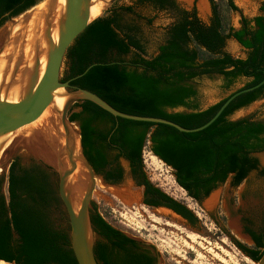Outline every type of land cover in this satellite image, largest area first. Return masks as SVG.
I'll return each mask as SVG.
<instances>
[{"label": "trees", "instance_id": "obj_1", "mask_svg": "<svg viewBox=\"0 0 264 264\" xmlns=\"http://www.w3.org/2000/svg\"><path fill=\"white\" fill-rule=\"evenodd\" d=\"M40 1L0 0V25L6 13L8 18L17 17ZM208 2L211 17L204 23L194 7L182 8L176 0H136V6L148 4L156 10L175 13L153 56H147L135 35L136 27L121 25L114 11L97 17L68 47L61 80L72 79L71 85L94 92L123 113L165 118L184 128L203 125L230 94L201 108L198 92L191 84L194 79L218 74L224 79V90L238 77L246 79L241 88L264 79V3L252 19L242 16L241 27L235 30L226 25L214 0ZM227 5L237 10L232 0H227ZM123 9L133 11L132 6ZM229 38L246 50L244 58L225 52ZM203 52L209 57H203ZM128 54V60L121 58ZM263 97L264 83L235 97L214 122L192 133L165 124L115 117L89 100L75 102L80 110L69 109L67 118L77 123L83 153L96 174L107 182L120 183L123 172L117 160L125 159L136 185L157 199L148 204H162L196 225L197 218L190 209L149 180L143 150L148 148L171 168L177 185L198 203L229 176L233 186H238L252 170L264 176V167H259L253 155L264 151V122L229 119L236 110ZM109 151L115 152L112 160ZM3 184L0 179V260L13 264H77L66 219L54 217L55 213L64 216L66 212L51 173L40 164L23 167L13 160L6 191ZM90 220L95 231L107 240L95 243L98 264H153L147 250L138 248L134 240L98 213H91ZM254 238L256 245L248 252L258 260L264 240ZM237 247L245 245L238 242Z\"/></svg>", "mask_w": 264, "mask_h": 264}, {"label": "rangeland", "instance_id": "obj_2", "mask_svg": "<svg viewBox=\"0 0 264 264\" xmlns=\"http://www.w3.org/2000/svg\"><path fill=\"white\" fill-rule=\"evenodd\" d=\"M135 1L136 0H115L112 4L106 7L104 13H100V16L112 10L118 15L121 25H134L136 27L135 35L143 44L147 56H153L157 52L159 43H161L164 38L165 29L174 21L175 13L169 10L159 11L148 4L136 6ZM176 1L180 7L188 10L194 6L198 18L202 22L208 23L210 17V4L208 0H206L207 9L205 12H200L198 10V0ZM232 1L237 7L236 11H233L228 7L227 0H214L218 11L226 22V25L233 27L235 30H238L241 27L242 16L248 20L252 19L260 13L259 8L264 3V0ZM40 3L41 2L37 3L36 6ZM128 6H132V12L128 13L123 9ZM26 13L27 12H24L17 17H7L0 25V62L4 65L5 61H8V66H10L9 64H12L10 61H16L19 70H23L27 66L24 61V48L21 45L22 48L18 54L20 58L9 59V51L7 48H9V42L11 40L10 36H12L9 23L14 22L15 19L21 16H25ZM21 46L16 45L18 49ZM224 50L233 57L244 58L246 56V50L233 38L226 40ZM201 55L203 57H209L205 52L201 53ZM130 56L131 54H128L121 56V58L128 60ZM0 67L2 68L1 64ZM63 68L64 64L62 65L61 73ZM245 82V78L238 77L229 89L224 90L223 77L218 74H211L198 77L194 79L191 84L198 92V104L201 108H205L241 88ZM69 109L71 111H79L80 107L73 103ZM70 110L67 112V117ZM242 118L264 122V97L245 108L236 110L229 116L230 120H238ZM69 125L71 128H74L79 135V127L77 123L71 122ZM98 125L99 127L104 126L103 123H98ZM20 132L19 135L14 137L11 149H6L4 153L5 159L1 165L2 168L0 169V179L4 181L3 191H6L8 169L13 160H16L18 164L23 167H28L33 163L39 164L41 161L31 154L24 146L22 141L25 137L24 131L21 130ZM144 152L150 153L148 148H145L142 153V159ZM114 155L115 152L109 151V157L111 160ZM253 155L257 158L259 167L263 168L264 151L254 153ZM117 164L123 172L121 185L114 186L105 183L100 174H96L95 178L100 180L101 184L105 187L120 189L127 187L129 192H137V200L124 203L117 195L110 192L107 188L95 184L90 198L89 214L96 212L107 223L122 231L129 237L142 244L154 246L156 254L160 259V264H222L214 258L212 259V255L215 252L228 260V257L220 252L222 249L230 255L235 256L237 264H247L242 260V258L245 257H243L240 249L235 247L233 241H230L225 235H221L219 225L215 223L209 213L202 209L196 201L191 199L186 192L177 185L171 168L162 163V165H164L162 166L163 169L168 172L167 176L172 180V183L168 184L167 181L161 179V176L157 175L158 173L153 176L151 170L143 163L144 170L149 180L155 186L159 187L166 194L181 202L192 211L197 218V224L194 229H188L182 222L173 215L168 214L166 211L162 212L157 211L156 209H149L147 206L141 204L142 188L135 185L131 176L129 164L123 158H119ZM53 178L54 177H52V180ZM212 194L213 195L211 196L215 197V201L217 198V201L211 210L216 207L219 203V199H221L222 206L226 212L227 221L222 220L224 219L222 213L217 215L216 212H214V217L220 224H226L227 229L231 231L230 236H232L235 241L249 245L245 239L234 235L228 223L232 219L237 220L239 223L240 217L246 215V217H249L253 224H255L264 216V176H261L257 170L251 171L247 178L238 187L231 184V176H229L224 183L213 190ZM54 217L56 220H59L62 217L67 219L66 214L63 216L59 213H55ZM186 233L195 234L197 236V241L195 243L190 242L185 236ZM220 239H223L225 243L221 242ZM94 240L95 242L100 240V236L96 231H94ZM183 241L190 243L194 250L187 247ZM199 243H201L202 246H199ZM209 248L212 249L211 252L208 251Z\"/></svg>", "mask_w": 264, "mask_h": 264}, {"label": "water", "instance_id": "obj_3", "mask_svg": "<svg viewBox=\"0 0 264 264\" xmlns=\"http://www.w3.org/2000/svg\"><path fill=\"white\" fill-rule=\"evenodd\" d=\"M43 1L49 2L52 8L48 10L49 12L47 11L48 15H46L45 17V27L43 28L42 41L37 44L35 55L33 56L30 62L25 61L27 66L25 69H23V71H25L24 81L27 84L25 89H22L21 92L18 91V99L15 103L9 102L7 98H9V89H11V87L14 85L16 86V76L19 71V68L18 64L15 63V65H13L11 69V74L7 77V75L9 74V66L8 61H5V65L8 66V70L6 69L8 74H6V77H2L0 81V151L2 150L9 135L14 133L23 125H26L35 120L43 112V110L49 104H51L55 94V90H63V94L66 96V99L63 103L62 109L59 111V122L64 129V148L67 150L68 161L64 164L62 163L61 168H58L46 162L42 158H37L41 160L40 163L51 167L56 173V191L67 214L66 222L69 227L68 235L70 240V248L77 261V264H98L94 255L95 229L91 223L89 214L90 198L94 189L93 176H95L96 173L83 153L80 134V158L88 169L89 178L86 177L83 183H78L77 186L80 187V190H74L72 193L73 196H77L76 198L78 206L76 208L72 203L73 201L71 200V192H69L66 186L68 177L72 174L73 170L75 169V162L72 158V145L69 144L68 138L66 136L69 132V124L71 123L67 118V112L71 104L80 100H89L115 117L134 121L165 124L177 129L180 132L192 133L202 130L209 126L212 122L217 119V117L221 114L223 109L229 104L231 100H233L235 97L242 93L258 88L264 83V79L253 86L239 88L230 93V95L220 106V108L216 111V113L206 123L195 128H184L179 124L165 118L139 116L120 112L110 106L106 101H104L94 92L71 85L70 81L72 79L62 81L60 76L68 47L71 45L74 39L94 19L97 18L95 17L93 19H90L89 7L91 5V2L93 1L64 0L61 15L54 26L52 24L53 19L51 18V16L53 9L55 8L53 7V5H56V0H42L40 2ZM103 1L105 2V8L102 13H104L106 7L112 4L115 0ZM32 8L28 9L30 11L27 10L25 12H27V14H32ZM4 16L8 17V14L6 13ZM52 29H56L57 31L58 36L56 41H53L52 39ZM41 58L45 59V65L43 73L40 76L42 68ZM91 66L92 65H90L85 70V72ZM157 159L160 160L159 158ZM80 184L82 185L79 186ZM212 192L213 191H211L208 196H206L200 203L197 202L202 207V209L207 212L211 211L217 201L216 198V201L211 207L206 206L205 203L208 201L210 196L213 195ZM155 209L157 211L162 212L166 211L168 214L173 215L180 222L184 223V219L181 216H179L177 213L168 208L157 207ZM240 233L247 243H252L248 235L242 233V231ZM151 251L154 253L152 249ZM241 253L243 254V257L247 258L253 264H264V250L258 260H253L249 255L244 252ZM157 264H160L159 257H157Z\"/></svg>", "mask_w": 264, "mask_h": 264}, {"label": "bare ground", "instance_id": "obj_4", "mask_svg": "<svg viewBox=\"0 0 264 264\" xmlns=\"http://www.w3.org/2000/svg\"><path fill=\"white\" fill-rule=\"evenodd\" d=\"M92 1L93 2H91V5L89 7L90 19L98 17L105 8V2L103 0H92ZM63 5H64V0H56V5H53V7H55L53 9L51 16V18L53 19L52 22L53 26L57 23V20L61 15V10ZM50 8L52 7L49 4V2L43 1L31 9V11H33L32 14L26 13L25 16H21L15 19L13 23L12 22L9 23V28L11 30V35H12V36L8 35L11 37V40L9 42L10 43L9 48H7V50L9 51L8 52L9 59L20 58L18 54L23 46L24 48L23 53L25 56L24 61L30 62L32 60L33 56L36 53L35 50L37 44L42 41L43 28L45 27L44 26L45 17L46 15H48L47 11ZM206 9H207L206 0H198V10L200 12H205ZM51 36L53 41H56L58 36L56 29H52ZM16 45H20V46L22 45V46L18 49ZM10 62L12 64H9L10 65L8 72L9 74L7 73L8 66L5 64L2 65L3 63L0 62L2 66V68L0 67V81L2 77H6V74H8L7 77L11 74V69L13 65H15L16 61H10ZM41 64H42V68H41L40 76L43 73V69L45 65L44 58H41ZM24 77H25V71L19 70L16 76V86L14 85L11 87V89H9V98H7L9 102L12 103L17 102L18 91L21 92L22 89H25L27 83L24 81ZM65 99L66 96L63 94L62 89L55 90V94L51 104H49L35 120H33L32 122L26 125H23L19 129H17L14 133L8 136L7 141L5 142L2 150L0 151V169L2 168L1 165L3 164V161L5 159L4 153L6 149L8 148L11 149V145L12 142L14 141V137L16 135H19L21 133L20 132L21 130L24 131V136H25L24 139H22L23 144L27 148V150L34 156L38 158H42L46 162L58 168H61L62 163L64 164L68 161L67 150L64 148V142H65L64 129L59 122V114H60L59 111L62 109ZM68 131L69 132L66 136L68 138L69 144L72 145V158L75 162V169L73 170L72 174L68 177L66 186L69 192H71V200L73 201L72 203L76 208L78 206L77 205L78 202L76 198L77 196H73L72 193L74 190L75 191L80 190V187H78L77 184L83 183L86 177L89 178V172L87 167L84 165L83 161L80 158L81 148L79 142V135L77 134L74 128H71V126H69ZM143 163L144 165H146L148 169L151 170L153 176L154 174L158 173L157 175L161 176L162 177L161 179L167 181L168 184L172 183L171 178L167 176L168 172L165 171L162 167L164 165H162L161 161L158 160L154 155L148 152L147 153L144 152ZM95 177L96 176H93L94 185L98 184L103 188H107L110 192L117 195L124 203H129L133 200H137L138 197V195L136 194L137 192L136 193L129 192L128 191L129 189H127V187L122 189L105 187L101 184V181L96 179ZM81 185L82 184H80L79 186ZM214 202H215V197L211 196L205 204L206 206L211 207L214 204ZM228 225L235 236L238 237L240 236L241 238H243L240 233L241 232L240 225L237 222V220L235 219L230 220ZM185 236L192 243H195L197 241V236L193 233H186ZM183 242L187 247L193 249V246L190 243H188L187 241H183ZM199 246H202V244L199 243ZM208 251L211 252L212 249L209 248ZM221 252L228 257V260H226L221 255L215 252L213 254L214 258L218 259L219 262L223 264H237L235 256L230 255L228 252L224 250H221ZM242 260L247 264H253L251 261H249L246 258H242ZM0 264H8V263L0 260Z\"/></svg>", "mask_w": 264, "mask_h": 264}, {"label": "flooded vegetation", "instance_id": "obj_5", "mask_svg": "<svg viewBox=\"0 0 264 264\" xmlns=\"http://www.w3.org/2000/svg\"><path fill=\"white\" fill-rule=\"evenodd\" d=\"M194 7V6H193ZM210 17H211V11H210ZM210 17H209V20H210ZM209 22V21H208ZM40 164V163H39ZM43 168H45L48 172H51V175H53L52 177H54L53 178V180H54V182H55V188H56V173L53 171V169L51 168V167H49V166H47V165H44V164H40ZM252 171H254V170H252ZM251 172V171H250ZM249 172V173H250ZM248 173V174H249ZM131 176H132V174H131ZM248 176V175H247ZM247 176L243 179V181L247 178ZM103 177V176H102ZM132 179H133V181H134V183H135V185H136V180H135V178L132 176ZM103 180L105 181V183H107V184H110V185H114V186H119V185H121V182L120 183H112V182H107L104 178H103ZM242 181V182H243ZM241 182V183H242ZM241 183L239 184V185H241ZM238 185V186H239ZM137 186V185H136ZM238 186H236V187H238ZM138 187H141L142 188V192H141V204H143V205H145V206H147L149 209H155V208H157V207H164V208H168V207H166V206H164V205H162V204H148V202L147 201H150V200H157L155 197H153V196H151V195H149V194H145V192H144V188H143V186H138ZM208 196V195H207ZM191 199H193V198H191ZM195 201V200H194ZM168 209H170V208H168ZM170 210H172V209H170ZM173 211V210H172ZM214 212H216V214L218 215V214H220V213H222L223 214V218L224 219H222L223 221H227V216H226V212H225V209L223 208V206H222V201H221V199H219V203L216 205V207L213 209V210H211V211H209L208 213H209V215H210V217L215 221V223H217L218 225H219V230H220V233H221V235H225L230 241H233V243L235 244V247H237V241H235L233 238H232V236H230V234H231V231H229L228 229H227V227H226V224H220L219 222H218V220L214 217ZM248 212H250V211H248ZM250 214V213H249ZM179 215V214H178ZM179 216H181V215H179ZM182 217V216H181ZM183 218V217H182ZM184 219V223H183V225L185 226V227H187L188 229H194L195 228V225H193L191 222H189L187 219H185V218H183ZM239 225H240V230L242 231V233H244V234H246V235H248L249 236V238H250V241L252 242L251 244H249V245H247V244H243V246L245 245V248H239L240 249V251L241 252H244V253H246L247 255H249L250 257H252L251 256V254H249V252H248V248H252V247H254L255 245H256V241H255V236L256 237H258L259 238V241L260 242H263V240H264V216L259 220V221H257L255 224H253V222L251 221V219L248 217H246V215H242L241 217H240V219H239ZM233 234V233H232ZM126 235V234H125ZM100 236V235H99ZM129 239H132V240H134L135 242H136V244H137V247L138 248H140V249H145V250H147L148 251V253H149V255L153 258V260H152V263L153 264H157V257H158V255L156 254V250H155V248H154V246H149V245H145V244H142V243H140L139 241H137V240H135V239H133V238H131V237H129L128 235H126ZM221 240V242H224V240L223 239H220ZM98 241H104V242H107V240L105 239V238H103L102 236H100V240H98ZM97 242V241H96ZM95 242V243H96ZM225 243V242H224ZM240 243V242H239ZM94 246H95V244H94ZM151 249L154 251V253L151 251ZM261 249V248H260ZM223 250V249H222ZM221 252V251H220ZM218 254V253H217ZM220 255V254H219ZM214 257H213V255H212V259H213ZM215 260H217V261H219L218 259H216V258H214ZM190 262H192V261H190ZM98 263V262H97ZM223 264V263H222Z\"/></svg>", "mask_w": 264, "mask_h": 264}]
</instances>
